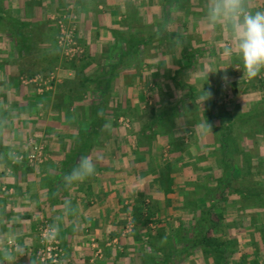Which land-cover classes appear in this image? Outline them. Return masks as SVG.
Wrapping results in <instances>:
<instances>
[{"label":"crops","instance_id":"crops-1","mask_svg":"<svg viewBox=\"0 0 264 264\" xmlns=\"http://www.w3.org/2000/svg\"><path fill=\"white\" fill-rule=\"evenodd\" d=\"M204 5L0 0V117L8 122L0 153L20 157L18 163L0 160V235L26 252L16 264H47L37 257L46 225L59 229L60 264H264V226L244 213L239 196L227 194L212 217L223 221L210 234L224 244V257L185 244L189 235L203 233L194 227L200 210L187 208V183L211 176L215 186L225 170L207 159L218 154L221 128L232 125L241 150L256 149L261 172L264 166V71L243 77L241 62L223 57L228 34L205 26ZM250 7L264 8V0H250ZM65 16L85 48L75 63H65L58 46V19ZM205 66L212 71L207 81L197 78ZM53 71L57 80L41 93L31 79ZM203 87L212 96L201 106ZM139 97L153 98L155 107L144 110L146 100ZM95 103L103 121L99 117V129L88 136L80 124ZM142 113L143 122L130 118ZM123 118L131 120V131ZM203 120L213 134L194 128ZM249 121L261 125L258 134L253 130L252 136ZM81 138L89 141L79 145ZM35 142L45 145L44 162L29 161ZM82 156L97 161L96 172L66 188L62 177ZM194 198L201 208L203 197ZM65 200L72 210H65Z\"/></svg>","mask_w":264,"mask_h":264},{"label":"clouds","instance_id":"clouds-1","mask_svg":"<svg viewBox=\"0 0 264 264\" xmlns=\"http://www.w3.org/2000/svg\"><path fill=\"white\" fill-rule=\"evenodd\" d=\"M204 7L205 26L210 30L222 29L228 34V41L222 49L223 57L239 60L243 65V77L253 79L260 75L264 71V8L251 9L250 0H205ZM209 73L212 71L205 66L197 74V78L207 81ZM222 79L225 84L228 82L226 75ZM211 96V92L203 87L197 96V102L202 106ZM7 128V118L0 117V141ZM194 128L201 134H213L212 125L207 120L201 121ZM5 159L18 163L20 157L9 150L0 153V160ZM96 164L97 161L91 156H82L70 172L62 177L63 185L71 188L93 176ZM64 208L66 211L72 210L71 200H65ZM58 231L57 226L50 225L46 239L54 240ZM12 238H16L14 234ZM25 253L19 244L9 246L4 236L0 235V264H16L17 259Z\"/></svg>","mask_w":264,"mask_h":264},{"label":"trees","instance_id":"trees-1","mask_svg":"<svg viewBox=\"0 0 264 264\" xmlns=\"http://www.w3.org/2000/svg\"><path fill=\"white\" fill-rule=\"evenodd\" d=\"M18 36L19 39L22 38V35L18 34ZM20 44L22 45V40ZM102 93L105 97L104 101H106L108 95L105 92ZM99 110H101V108L98 107L96 103L95 105H92L89 108L87 120L83 118L84 120H82V123L80 124L82 131H84L83 133L88 134V136L94 134L99 129L97 128L99 125L98 120L100 119L99 117H101V119L103 117V112H101L100 114ZM98 113L100 114V116L98 115ZM85 116H87L86 113ZM254 123L255 124H252L249 121L252 136V131L254 130L255 133L258 134L259 127H261V125L259 123H256V121H254ZM101 125H105V123H102ZM158 125L159 124L157 122L152 125L154 131L157 130ZM232 128V125H226L225 127L221 128L217 139L220 144L218 148V161L225 167V170L222 171L220 178L216 179V187L212 189V186L209 185V182L215 179H213V177L211 176H208V178L205 177L203 179V182L201 183L198 181L187 183L188 189L187 192L184 193L187 194L188 197H191V200L187 204V208L195 211V213L200 210L201 213L200 217L195 219V229L201 228L203 230V233H196L193 236L190 235L189 239L185 241V244H192L191 247L193 249H201L202 252L209 257L215 256L216 253L219 254L218 257H224L226 255L224 244L217 236L210 234V231H212V228H219V230L222 228V218L218 217L219 219L212 220V217L214 211H216V209L220 207L223 202H226L225 197L227 194L229 196L233 192L240 198L242 197L243 201L245 199L251 200L250 204L253 209L258 211L264 210V185L259 179L261 171L259 167L255 166L252 161L250 162V159L253 158L252 154H248L241 150L240 142L238 139L239 137L233 138L231 136ZM261 128V131H263L264 127L262 126ZM87 141H89V139L87 140L81 138V140L78 141V144L82 145L83 142ZM90 142H92L91 147H93L95 140H91ZM240 155L241 158H243L242 160L244 162V165H242V162L240 163L239 161H237V157ZM245 163L248 165V167L245 166ZM250 176H253V178H257L258 180H256L255 185L251 186L249 189V185L245 186V184L248 183L245 179ZM237 179H239L240 181H236ZM235 183L239 186H236ZM196 195H201L204 199V203H201L202 209L199 208L200 204L194 198ZM242 200L240 201V203L243 205L244 202ZM179 238V236H177V239L172 238V241L170 240V243L173 244L175 241H178ZM232 244L235 248L237 246V241L232 240Z\"/></svg>","mask_w":264,"mask_h":264},{"label":"rangeland","instance_id":"rangeland-1","mask_svg":"<svg viewBox=\"0 0 264 264\" xmlns=\"http://www.w3.org/2000/svg\"><path fill=\"white\" fill-rule=\"evenodd\" d=\"M65 18H66V20H65ZM66 22H70L69 20H67V17L65 16V17H62V18H59L58 19V25H59V29H60V35H59V38H58V46L60 47V49L62 50V56L64 57V62L66 63V62H78V61H80L81 60V58L83 57V55L85 54V48L80 44V43H76L75 42V38H74V36H73V32L75 31V29L74 28H72V29H70L67 25H66ZM52 80H54V81H56L57 80V73H56V71L54 72H48V73H45V74H39L36 78H33V79H31V81H35L36 83H38L40 86H39V91L42 93H45L46 91H48L49 89H50V87H51V81ZM27 81H28V79H27ZM156 92L157 91H155L154 92V94H156ZM153 95V94H152ZM141 96V95H140ZM139 98H141L144 102H145V100H146V97H139ZM150 107H155V102H154V99L153 98H151L150 97V99H147L146 100V102L145 103H143V105H142V108L144 109V110H149V108ZM158 110V109H157ZM137 115H138V112H137ZM143 113L142 114H140L139 115V117H130V118H132V120L133 121H135V120H137V118H139V121L141 122L143 119ZM143 122V121H142ZM121 123L123 124V126H124V128H126L127 130H129V131H131V128H132V126H131V120H129L128 118H123L122 120H121ZM192 140H194V138L192 139ZM190 142H192L191 141V139H190ZM35 146H39V148H41L42 149V156H41V158L38 160V162H44V159H45V155H44V146L45 145H40V143H37V142H35L34 143V145H33V151H32V153H34L35 152V150H34V147ZM31 153V154H32ZM30 154V155H31ZM251 154H252V156H253V158H251L250 159V162L251 161H253V162H255L254 164H255V166H259V164H257V153H256V149L254 150L253 148L251 149ZM207 159H209V160H211V159H214L215 161H217V162H219L218 160H219V155L218 154H214V155H212L211 153H210V155H207ZM28 158H29V156H28ZM30 161V160H29ZM237 161H239L240 163L241 162H243V160H242V158H241V155L240 156H238L237 157ZM31 162V161H30ZM33 163H36V161H33ZM261 167H263V169H262V172H260L261 174H260V176H259V179H261L262 178V174H264V166H261ZM223 169V168H222ZM225 169V168H224ZM206 173H209L208 171L206 172ZM248 183L247 184H245V186L246 185H249L248 187H249V189H250V187L251 186H254L255 185V182H256V180H258L257 178H253V176L251 177H247L246 179H245ZM236 181H240L239 179H237ZM261 181V183H262V180H260ZM214 184H216L215 182H213ZM263 184H264V181H263ZM235 185H236V183H235ZM236 186H239V185H236ZM216 187V185L215 186H213V184H212V189L213 188H215ZM247 188V187H246ZM236 197V196H238L237 194H235V193H231V195H229V197ZM234 197V198H235ZM233 198V199H234ZM241 200H242V197L240 198ZM239 199V200H240ZM230 200V199H229ZM235 200V199H234ZM240 200V201H241ZM243 201V200H242ZM244 202V204L241 206L242 207V210H244V213H248V214H250V216L252 215V217H253V220H254V222H256V223H258V221H259V224H261L262 226H264V211H258V210H255V209H253L252 207H251V200H244L243 201ZM242 202V203H243ZM226 203V202H225ZM227 205V204H226ZM225 206V205H224ZM222 207V206H221ZM232 208H236L237 209V207H236V205H234L233 207H229L228 209H232ZM220 210V207L219 208H217V211H219ZM227 211V210H226ZM225 211V212H226ZM215 212V211H214ZM194 213H195V211H194ZM258 224V225H259ZM46 226H50V225H46ZM40 230H42V228L40 229ZM132 231V226L130 225V227H128L127 229H126V233H128L129 231ZM194 234H192L191 236H193ZM40 237H41V244H42V246H41V248H39V250L37 251V257L39 258V260L40 261H42L43 263H47V264H54V263H52V262H50V261H43L42 260V258H43V256L41 255V257H40V253H42L45 249H43V242H42V233H40ZM189 237H190V235H189ZM57 240L59 241V239L57 238ZM60 243V242H59ZM10 244H11V246L12 245H14V242L12 243V242H10ZM60 246V245H59ZM62 250V249H61ZM61 254H62V252H61ZM97 255H99V257L101 256L102 257V255H103V251L102 250H98L97 251ZM61 259H60V261L59 262H61L62 261V259H63V254L61 255ZM58 264H60V263H58Z\"/></svg>","mask_w":264,"mask_h":264},{"label":"built area","instance_id":"built-area-1","mask_svg":"<svg viewBox=\"0 0 264 264\" xmlns=\"http://www.w3.org/2000/svg\"><path fill=\"white\" fill-rule=\"evenodd\" d=\"M35 152L32 153L29 156V160L31 162L36 161L38 162V160L41 158L42 156V149L39 148V146H35L34 147ZM49 227L48 226H44L42 227L41 233H42V242H43V249H45L42 253H40V257L41 255L43 256L42 260L43 261H50L54 264H58L60 263V259H61V248L59 246V241L57 240V238H55L54 240H47V232H48Z\"/></svg>","mask_w":264,"mask_h":264}]
</instances>
